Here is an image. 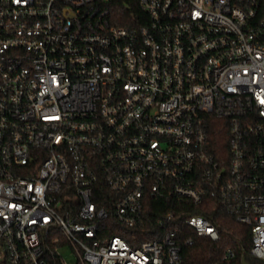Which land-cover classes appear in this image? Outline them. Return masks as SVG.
<instances>
[{
	"label": "built area",
	"instance_id": "1",
	"mask_svg": "<svg viewBox=\"0 0 264 264\" xmlns=\"http://www.w3.org/2000/svg\"><path fill=\"white\" fill-rule=\"evenodd\" d=\"M111 2L0 0V264H65L62 248L77 264H183L173 210L137 247L108 230L143 228L151 200L207 198L264 261V0H140L135 27L112 24Z\"/></svg>",
	"mask_w": 264,
	"mask_h": 264
},
{
	"label": "trees",
	"instance_id": "2",
	"mask_svg": "<svg viewBox=\"0 0 264 264\" xmlns=\"http://www.w3.org/2000/svg\"><path fill=\"white\" fill-rule=\"evenodd\" d=\"M111 22L117 27H135L146 22L147 17L140 6V0H112L110 3ZM210 149L216 159L229 154V133L220 121L211 124ZM227 158V157H225ZM175 211L174 229L176 241L182 248L183 264H241L245 258L251 264H264L251 254L252 231L245 224L237 221L235 215L222 208L217 201L207 198L203 204L194 206L191 203L178 201L151 200L147 213V222L141 229H127L114 224L108 230L111 237H123L132 246L137 247L145 241H151L157 232V222L163 212ZM200 215L209 219L218 229L220 238L213 241L207 237H199L185 223V219ZM114 226V227H113ZM140 235L134 240L130 235ZM235 256L225 259L227 251Z\"/></svg>",
	"mask_w": 264,
	"mask_h": 264
},
{
	"label": "rangeland",
	"instance_id": "3",
	"mask_svg": "<svg viewBox=\"0 0 264 264\" xmlns=\"http://www.w3.org/2000/svg\"><path fill=\"white\" fill-rule=\"evenodd\" d=\"M60 254L63 257L65 264H77V258L73 255L69 248H62Z\"/></svg>",
	"mask_w": 264,
	"mask_h": 264
},
{
	"label": "water",
	"instance_id": "4",
	"mask_svg": "<svg viewBox=\"0 0 264 264\" xmlns=\"http://www.w3.org/2000/svg\"><path fill=\"white\" fill-rule=\"evenodd\" d=\"M241 264H251L249 263L245 258L242 260V263Z\"/></svg>",
	"mask_w": 264,
	"mask_h": 264
}]
</instances>
